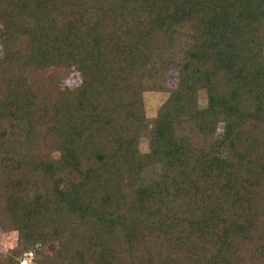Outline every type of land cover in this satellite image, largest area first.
<instances>
[{
  "label": "trees",
  "instance_id": "1",
  "mask_svg": "<svg viewBox=\"0 0 264 264\" xmlns=\"http://www.w3.org/2000/svg\"><path fill=\"white\" fill-rule=\"evenodd\" d=\"M0 54V264H264V0H0Z\"/></svg>",
  "mask_w": 264,
  "mask_h": 264
},
{
  "label": "rangeland",
  "instance_id": "2",
  "mask_svg": "<svg viewBox=\"0 0 264 264\" xmlns=\"http://www.w3.org/2000/svg\"><path fill=\"white\" fill-rule=\"evenodd\" d=\"M1 56V54H0ZM59 76L60 87L64 85H73L79 83V78L75 72V68L71 64H59L51 67L44 68L42 70H37L35 77L42 79H49L51 76ZM63 79V82H62ZM177 83V71L176 69H171L167 76V84L169 87L174 88ZM167 98V93L160 92H146L143 94L144 107L146 115L152 117L155 114L156 109L159 105ZM201 105H204V101L200 98ZM141 151H147L149 149V142L146 139H141L140 141ZM17 235L15 231L8 230L2 231L0 229V260L4 259L5 256L9 255L10 250L16 246ZM55 248L52 244L49 246L50 251ZM49 251V252H50Z\"/></svg>",
  "mask_w": 264,
  "mask_h": 264
},
{
  "label": "built area",
  "instance_id": "3",
  "mask_svg": "<svg viewBox=\"0 0 264 264\" xmlns=\"http://www.w3.org/2000/svg\"><path fill=\"white\" fill-rule=\"evenodd\" d=\"M20 264H33L32 263V254L26 253L21 259Z\"/></svg>",
  "mask_w": 264,
  "mask_h": 264
}]
</instances>
